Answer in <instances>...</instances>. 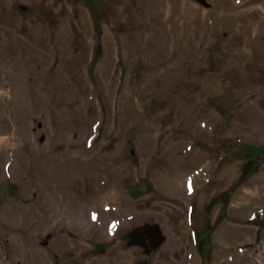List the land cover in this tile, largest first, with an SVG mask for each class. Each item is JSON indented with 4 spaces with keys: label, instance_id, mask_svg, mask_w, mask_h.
Wrapping results in <instances>:
<instances>
[{
    "label": "rangeland",
    "instance_id": "374dc122",
    "mask_svg": "<svg viewBox=\"0 0 264 264\" xmlns=\"http://www.w3.org/2000/svg\"><path fill=\"white\" fill-rule=\"evenodd\" d=\"M0 264H264V0H0Z\"/></svg>",
    "mask_w": 264,
    "mask_h": 264
}]
</instances>
